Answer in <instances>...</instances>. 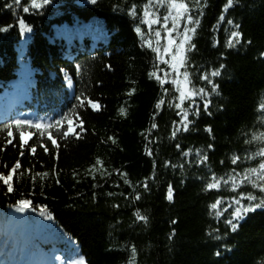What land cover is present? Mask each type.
<instances>
[{
    "label": "trees",
    "instance_id": "obj_1",
    "mask_svg": "<svg viewBox=\"0 0 264 264\" xmlns=\"http://www.w3.org/2000/svg\"><path fill=\"white\" fill-rule=\"evenodd\" d=\"M132 2L142 5L146 0H98L96 5L89 0H52L44 8L27 13L23 6L29 0H21V6L13 5L11 9L4 5L13 0H0V27L11 25L7 31H0V106L11 112L10 123L26 109L27 98L36 104L54 101L59 108L56 118L68 113L76 104L75 97L86 88L104 105L100 112L80 110L87 132L81 140L67 141V147L62 142L59 160L54 146L46 137L41 141L39 133L30 145L40 146L37 155L29 150L23 157L19 136L5 152L6 133H0V171L7 174L17 161L23 166L14 178L13 193H7V186L0 182V264H28L32 260L33 264H68L79 256L86 264H129L132 246L136 248L134 264H264V209L241 221L238 233L217 241L208 233L216 227L221 235L229 231L224 223L227 214L217 221L209 205L220 195L228 200L234 193L227 187L220 192L205 190L211 176L209 168L218 175L228 173L234 153L243 156L258 147L256 143L245 144L250 137L244 133L264 131L259 110L264 101V0H238L225 13L218 30L213 25L226 0H208L193 37L197 49L189 60L197 73L225 65L221 75L213 78L220 85L219 94L212 93L209 111L213 114L202 111L199 118H193L190 131L179 134L175 141L169 139L171 121L178 119L174 107L167 103L171 95L165 97L162 109L156 110L163 89L148 76L154 65L164 70L167 66L153 52L157 46L153 45L152 31L127 14L126 8ZM21 17L32 28L23 36L18 26ZM71 18L91 23L69 24ZM228 19L239 23L244 34L241 44L231 49L226 42L235 29ZM138 24L143 35L135 31ZM145 39L151 40L153 48L144 45ZM216 40L219 45L214 47ZM65 73L72 78V87H68ZM193 83L197 87L205 85L198 76L193 77ZM164 87L170 93L175 89L170 82ZM130 88L135 91L128 96ZM18 102L24 103L20 109L15 108ZM121 106L124 115L119 114ZM154 111L159 112L155 121ZM153 122L158 128L150 138L158 137L159 141L150 146L158 163L155 180L149 181L151 191L146 193L140 184L152 176L153 164L145 154L142 133L147 134ZM6 124H0V128ZM208 125L214 129V140L204 131ZM108 136H113L116 143L107 141ZM43 143L53 149L51 155L43 150ZM176 143L183 150H206L208 163L186 164L182 170L165 168L167 160L184 162ZM210 143L215 145L214 151L207 150ZM97 157L112 176L97 175L93 180L88 175ZM189 159L194 161L196 157ZM221 160L225 161L223 165ZM259 162V158L242 161L237 170L256 167ZM28 169L32 176L43 172L50 175L33 182ZM115 169L126 172L131 185L125 184ZM57 172L60 183L54 182ZM169 183L176 189L172 202L166 198ZM244 187L256 192L251 185ZM135 191L142 195L139 201L133 198ZM109 192L115 195L108 196ZM22 198L31 199L35 209L46 206L52 218H45L33 208L20 212L12 207ZM116 204L120 207H114ZM137 211L148 216L147 224L136 219ZM21 213L27 216L26 230L19 219ZM11 216L15 227L12 243L2 234ZM36 227H40V239L34 235ZM173 231L175 236H170ZM218 250L221 256L215 255Z\"/></svg>",
    "mask_w": 264,
    "mask_h": 264
},
{
    "label": "snow or ice",
    "instance_id": "obj_2",
    "mask_svg": "<svg viewBox=\"0 0 264 264\" xmlns=\"http://www.w3.org/2000/svg\"><path fill=\"white\" fill-rule=\"evenodd\" d=\"M51 3L52 0H29V4L23 6V11L27 13L31 10H39ZM89 3L96 5L98 0H89ZM237 3L238 0H226V3L223 4V9L217 19L216 25H213L214 29L218 30V25L226 19L225 13L236 6ZM207 4L208 0H146V3H143L142 5L132 2L130 6L126 8L129 16L139 19L141 24L148 26L149 31H154L155 37L157 38V44H159L160 39H166V44L163 45L162 48L159 46L153 48L151 40L148 39H145L143 43L147 47L153 48L156 59L167 65L168 68V70H164L159 66L154 65V70L149 72L148 76L150 79H155L163 89L161 98L155 105L156 110L162 109L166 103L165 97L171 95V100L167 101V103L170 107H174L176 110L175 115L178 117V119L171 121L169 139L173 141L177 140L179 134L190 131L191 127L194 126L193 118H199L202 111L209 116L213 114L209 111L210 107L213 105L212 93L219 94L220 85L216 83L213 78L221 75L220 69H223L225 65L220 64L219 68L203 70L197 73L189 60L191 52L197 49L193 37L197 34V30L201 24L200 18L204 16V9L207 7ZM13 5L21 6V0H13L12 4H5L4 7L11 9L13 8ZM116 7L118 10L119 5ZM161 8L166 9V14L162 17L159 14ZM169 21L171 22V26H169ZM181 23H183L182 28ZM227 23L233 25L235 29L230 32V36L226 42V47L231 49L241 44L244 34L240 31L241 25L239 23H236L232 19H228ZM157 24L161 25V29L166 32V37L161 36V30L153 29V26ZM18 26L21 36L26 32L32 31L31 26H29L22 17L18 19ZM9 27H11V25L0 27V31H7ZM135 31L137 34L143 35L139 24L135 27ZM174 33H178V36L174 35ZM248 43L251 44V41L249 40ZM218 45L219 40H216L213 46L215 47ZM261 55L264 56V53H261ZM80 67V65H76L77 69H80ZM106 67H110V65H106ZM161 72H163V75H161ZM169 72L173 74L170 83L175 85V89L171 93L168 88L164 87L165 84L169 83ZM194 76H198V79L204 81L205 85L197 87L193 83ZM64 79L67 81L68 87L73 86V80L67 73H65ZM97 83H99V81ZM134 91V88L128 89L127 95L131 96ZM176 93H178V95ZM75 99L76 104L69 109V112L62 114L60 119H57L52 123L17 119L12 123L6 124L4 128H0V133H6L5 139L7 144L4 151H7V146L16 143L18 135L23 146L21 156L23 157L25 152L29 150L33 156H36L40 146L30 145L32 138L39 133L41 141L46 137L54 146L56 159L59 160L61 143L65 142L64 147H67V141L72 139L81 140L83 139V134L87 132L84 120L81 119L80 110L91 109L93 112H100L104 108V105L101 104L99 99L92 98L88 94L87 88L85 91H82L79 96L75 97ZM259 110L261 112V122L264 124V101L260 103ZM118 111L121 115H124L125 113L123 106H121ZM158 114V111L153 112V121H155ZM157 128V123L153 122L147 130V134L142 133L146 141L144 145L145 154L152 158L153 164L152 176L146 177L140 184V187H142L146 193L151 191L149 181L155 180L156 176L158 161L150 145L158 143L159 138L151 139L150 136L152 131ZM33 129L35 131H33ZM204 131L209 135H213L214 133V129L211 125L206 126ZM54 132L56 133L55 136L53 135ZM244 135L250 137L244 141L245 144L252 145L253 143H256L258 145L255 152L250 154L246 153L243 156L234 153L230 157L232 167L230 171L224 175H218L209 168L211 176L210 180L206 183L205 190H215L220 192L222 188L227 187L230 188L232 193H234L228 200H226L223 195H220L209 205L212 214L217 221L225 217V214H227L224 223L229 231L225 232L224 235H221V229L216 227L208 233L209 237H212L217 241L225 239V237L230 234L238 233L241 228V221H244L250 213H254L258 209H264V131L246 132ZM214 139L215 137L213 135V140ZM107 141H111L113 144L116 143V139L113 136H108ZM107 141H105V143H107ZM17 147H20V145H17ZM42 147L49 155L52 154L53 149L49 147L48 143H43ZM175 148L179 150L181 157L184 158V162L173 163L172 160H167L164 162L165 168L182 170L186 167V164L190 165L195 163L197 165H206L209 161V155L206 150L200 148H188L187 150H183L180 143H176ZM207 150L214 151L215 145L213 143L208 144ZM193 155L196 157L194 161L189 159L190 157H193ZM257 158H259L260 162L256 167L244 168L242 171L237 170L240 168L242 161L256 160ZM224 163L225 161H220L221 165ZM4 167H7V165H4ZM22 167V163L17 161L7 174H5L4 171H0V182L7 186V193L14 192V178L17 176L18 170H21ZM87 172L93 180L96 179L97 175L102 178H107L113 174L105 168L104 161L100 157L96 158L95 163L89 167ZM115 173L123 178L125 184L131 185V182L127 179L126 172H121L119 169H115ZM20 175L23 176L24 173L21 171ZM28 175L32 176L31 169H28ZM49 175L48 172L36 173L35 176H32V180L35 182L37 177L47 178ZM204 179V177H201V180ZM54 182H61L58 172L56 173ZM246 185H251L256 192L246 191L244 187ZM132 187L135 188L134 185ZM257 192L258 194H256ZM175 194L176 189L172 183H169L167 187V200L170 202L174 201ZM107 195L113 196L115 193L109 192ZM133 198L139 201L142 198V195L139 191H135ZM12 207L17 208L20 212L33 208L34 210L40 211L41 215L45 216V218H52L51 214L47 212L46 206H41L39 209H35L31 199H19L12 205ZM114 207L119 208L120 205L116 204ZM135 216L138 221H142L145 224L148 223V216L140 214L139 211L135 213ZM175 223L176 221H173V224ZM170 236H175V231H173ZM131 250L134 258L136 254L135 246H132ZM221 254L222 253L219 250L215 252L216 256H221ZM133 258H130L129 264H134ZM56 259L59 260L60 257H56ZM68 264H86V261L83 256H79L77 259L69 261Z\"/></svg>",
    "mask_w": 264,
    "mask_h": 264
},
{
    "label": "rangeland",
    "instance_id": "obj_3",
    "mask_svg": "<svg viewBox=\"0 0 264 264\" xmlns=\"http://www.w3.org/2000/svg\"><path fill=\"white\" fill-rule=\"evenodd\" d=\"M159 14H160V16L162 17L164 14H166V11H163L162 9H160L159 10ZM169 26H171V22L169 21ZM183 27V23H181V28ZM153 29L154 30H161V36L162 37H166V32H164L162 29H161V25H159V24H157V25H154L153 26ZM152 34H153V36H152V39H153V41H154V46H155V44H156V46L158 47H161L162 48V46L163 45H165L166 44V39H160V41H159V44H157V38L155 37V34H154V31H152ZM174 35H176V36H178V33H174ZM167 66V65H166ZM167 70H168V68H167ZM172 73L171 72H169V82L171 81V79H172ZM174 87H175V85H173Z\"/></svg>",
    "mask_w": 264,
    "mask_h": 264
}]
</instances>
